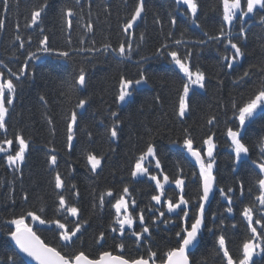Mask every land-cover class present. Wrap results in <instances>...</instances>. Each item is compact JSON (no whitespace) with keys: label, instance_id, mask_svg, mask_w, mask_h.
Masks as SVG:
<instances>
[{"label":"trees","instance_id":"16d2710c","mask_svg":"<svg viewBox=\"0 0 264 264\" xmlns=\"http://www.w3.org/2000/svg\"><path fill=\"white\" fill-rule=\"evenodd\" d=\"M42 2L10 0L6 26L0 30V61H3L0 72L20 85L5 118L6 131L0 129V142L13 140L11 146L3 145L7 153L0 152V264H5L6 257L16 253L10 237L6 235L12 227L7 221L27 211H35L45 220L58 219L69 229L75 226L77 219L87 221L78 237L74 238L75 243L63 248L55 224H36L26 217V223L42 240L63 252L82 250L90 258H96L102 251H111L131 259L147 258L151 249L157 253L155 262L161 263L166 251L177 246L180 237L176 233L185 227L190 228L202 194L199 167L194 166L184 153L185 135L193 139L197 150L205 152L203 140L209 135L215 144V190L205 211L199 241L189 253L191 264H224L222 253L216 252V238L221 234L225 235L234 258L242 254V244L251 235L247 221L241 215L244 206L255 203L257 211L254 216L264 215L254 200L259 193L256 181L260 173L257 165L252 163L264 159L259 145L260 138L264 137V109L257 110L243 127L236 118L238 107L253 96L264 81L261 68L264 62V25L260 23L264 10L257 9L245 15L243 20L237 15L233 21L232 37L245 55L229 68L223 58L231 57L234 50L223 38L221 41H209L203 34L207 31L209 35H216L221 27L228 30L229 26L222 21L221 0H197L199 28L191 22L193 18L186 10V15L178 11L176 0H144L145 11L131 29L133 51L130 58L120 57L111 49L96 53L78 49L100 48L104 43L113 47H118L121 42L126 44L129 36L121 25L130 18L137 0H81L79 5L75 0H48L41 22L31 28L26 27L31 10ZM244 3L246 0H242ZM64 5L73 7L77 13L72 17L71 44L67 41L69 32L61 20L60 9ZM0 14H4L2 6ZM173 18L176 19L175 25L171 23ZM89 19L95 25L93 32H86L83 27ZM157 19L160 23L156 22ZM241 27L245 29V37L239 35ZM169 32L171 37H168ZM141 33L145 37L143 41L140 40ZM15 35L21 36L23 48L19 47L20 41L14 39ZM45 35L49 37L48 47L53 49L50 53L38 50L42 47L39 41ZM81 36L83 45L80 44ZM176 39L183 42L179 45L170 43ZM197 40H205V44L194 43ZM163 43H169L168 51L176 50L181 57L191 49L190 68L193 71L198 68L206 76L204 88L193 86L190 89L189 109L184 118L176 113L185 78L170 56L156 54V48ZM58 51H68L69 57H59ZM29 52H33L36 59H28L26 74L16 81L10 76L9 69L19 72ZM249 65L256 67L249 68ZM81 67L86 71V85L70 91L69 86ZM141 68L146 70L147 84L134 86L132 95L120 104L115 99L120 75L135 80ZM245 69L249 70L250 76L237 80ZM41 96L44 100L40 99ZM79 99H86L84 108H76ZM233 103L237 108H233ZM72 110L77 112V124L69 148L67 117ZM112 112H116L117 117H113ZM210 117H215L212 124L208 123ZM49 118L53 121L51 125L48 124ZM117 118L120 121L118 135L113 138L109 130ZM230 127L241 133L242 142L249 148L239 161L227 136ZM185 129H188L187 133ZM17 132L29 145L20 165L21 171H15L6 161V154H14L18 150L14 139ZM149 142L154 147L155 159L147 166V175L135 178L131 171ZM88 153L101 158V165L95 172L91 171L87 161ZM51 155L57 156L55 166L48 163ZM204 159L207 161L205 155ZM156 160H159L160 168L156 167ZM57 172L65 181L63 189L55 188ZM151 175H156L162 183L165 175L169 177L159 204L151 199L159 194ZM178 177L185 181L183 195L189 201V217L184 219L179 208L167 211L166 201L171 199L175 202L181 194L174 184ZM125 186L129 189L125 200L134 224L131 229L125 227L126 231L121 235L119 230L112 231V227L119 228L115 224L113 205L123 194ZM220 188L225 192L232 188V193L228 194L232 196V212L226 210L229 202L221 196ZM108 190L112 191V196L106 195ZM102 194L103 206L100 204ZM59 195L65 196L69 206L78 207L79 217H72L63 210L57 212ZM161 212L165 215L161 216ZM141 213L150 232L144 234V240L137 242L131 233L142 231L138 218ZM255 226L258 231L262 230L260 225ZM101 232L105 234L104 239L97 243ZM119 243L124 244L122 250L116 247ZM19 264H26L20 256ZM251 264H264V252L256 255Z\"/></svg>","mask_w":264,"mask_h":264},{"label":"snow or ice","instance_id":"6c2138e0","mask_svg":"<svg viewBox=\"0 0 264 264\" xmlns=\"http://www.w3.org/2000/svg\"><path fill=\"white\" fill-rule=\"evenodd\" d=\"M81 0H75V3L79 5ZM177 4H183L187 6V12L191 14L192 23L196 25V27H201L200 24L197 23L198 19V2L197 0H176ZM222 5V21L224 25L229 26V29L225 31L224 27H221L216 35H209L207 31L203 34L207 37L209 41H223L230 45L231 49L234 50V53L231 57H224L226 60L227 66L231 68L233 63L239 59L240 57L245 55L244 50L234 42V37H232L231 33V25L234 19L239 18L241 20L244 19L245 15L254 13L257 9L264 10V0H246V3L242 4V0H221ZM0 6H2V10L4 14H0V30H3L6 26L7 13L10 11V0H0ZM48 7V0H43L38 6L34 7L30 12V17L26 21V27L31 28L34 25H38L41 22L42 16L45 13V10ZM145 11V3L144 0H137L134 9L130 13V18H128L122 25L123 32L127 33L129 39L125 42H121L118 47H113L109 43H104L100 48L96 47H81L78 49L80 52H89L96 53L100 51L108 52L109 49L112 52L118 54L120 57L130 58L132 54V33L131 29L134 27L135 22L141 17L142 13ZM61 20L64 23L65 30L69 32L67 41L69 44L72 43L71 40V29L73 27L72 17L76 16L73 7L64 5L60 9ZM81 19L83 17L81 16ZM157 23H160L159 19L156 20ZM172 25L176 24V19L173 18L171 21ZM260 23L264 25V15L260 16ZM84 30L86 32H93L95 25L89 19L86 24L83 25ZM19 25H17V29ZM183 35V33H181ZM240 37H245V29L243 27L240 28L239 31ZM172 33H168V37H171ZM144 34H140V40H144ZM14 39L16 41H20V48L24 47V41L22 40L20 35H15ZM31 40V37L28 38ZM48 36H43L40 39L39 44L42 46L39 51H43L45 53H50L53 51L50 47H48ZM183 41L180 39L172 40L170 43L179 45ZM95 42L93 41V44ZM194 43L203 45L205 44V40H197ZM80 44H84V38L81 36ZM170 47L169 43H163L160 47L156 48L155 52L159 55H167L171 57V61L174 62L176 66H178L179 71L183 73L185 78V82L183 84L182 91L179 94V106L177 110V115L180 118H184L186 112L189 109V92L193 86H199L200 88L205 87L206 76L203 71H200L198 68L193 71L189 66V59L192 55V50L189 49L187 54L181 57L178 55L176 50L168 51ZM57 55L59 57L67 58L69 57L68 51H58ZM36 59V56L33 52H29L28 56L25 58V64L19 69V72H14L9 69V74L11 77H15L16 81L20 80V77L26 74L27 62L28 59ZM144 58L141 57V60ZM0 64H3V61H0ZM7 67V65H5ZM256 67V65H249V68ZM262 70H264V62L261 65ZM250 72L248 69H245L241 76L237 77V80H244L245 77H249ZM148 77L146 74V70L141 68L138 72V79H129L123 74L119 77V92L116 96L117 102H124L128 97L132 95L134 86L147 84ZM86 85V71L83 67L78 70V75L76 76L73 84L69 86V90H74L77 86L83 87ZM20 85L17 82H14L11 78H6L3 72H0V129L6 131V116L9 114V106H12L14 103V97L17 93V89ZM63 95V93H62ZM41 100H44V97H40ZM159 100V97L156 98ZM87 101L86 99H79L76 104V108H84ZM233 108H237V105L233 103ZM257 109H264V81L261 82L259 89L255 92L253 96H251L246 102L243 103L242 106L238 107V115L237 119L239 121V125L243 127L248 118L252 117L253 114L257 111ZM111 115L113 117H117L116 112H112ZM215 117H210L208 119V123L212 124ZM53 123L52 119H48V124L51 125ZM120 121L117 118L113 122V126L110 128V135L113 138H116L118 135L117 126ZM77 124V112L72 110L70 115L67 117V141L68 147L72 146L73 141V132L74 126ZM54 131V129H53ZM188 129H185V133H187ZM227 136L231 140V147L233 148V152L235 154V158L237 161L241 159L242 154H247L249 152V148L245 143L242 142L241 133L238 130H233L231 127L227 130ZM15 141L18 143V150L15 151L14 154H6V161L9 167H12L15 171H21L20 165L25 160V153L28 149V141L17 132L15 135ZM13 144V140L5 139L0 142V152L7 153L8 150L3 145L11 146ZM203 144L206 145V152L204 150H197L194 148V141L188 135H185L183 140V145L187 149V151L191 154L192 157L195 158L196 164L199 166V181L201 185L202 194L199 196V207L196 211L195 217L191 223L190 228L185 227L181 231L176 233L177 237H180L178 244L176 247L169 248L164 254V258L161 260V264H190L188 249L190 246H193L195 242H197L198 233L200 231L202 223L205 220V202L209 199V194L212 192L215 185V176L213 174L214 167V157L213 150L215 148V144L213 143V137L211 135L207 136L203 140ZM259 145L262 150V154H264V137L260 138ZM55 151V149H52ZM207 156V161L204 159V155ZM155 150L151 142L148 143L146 151L142 152L139 158H137L136 163L131 171V175L136 177L138 175H147L149 173V169L144 165V161L151 157L155 159ZM87 161L91 165V171L95 172L101 165V158L98 156L88 153ZM48 163L50 165L55 166L57 164V156L51 155L48 159ZM253 164H256L259 168L260 178L256 181L259 186V193L255 196V202H258L260 206L259 211L264 213V159L261 162L257 163V161H252ZM156 167L160 168L159 160H156ZM195 175V174H194ZM150 179L155 181L156 189L159 194L153 195L151 199L156 201L158 204L161 203V197L164 195V185L169 182V177L167 175L164 176L162 183L156 175H151ZM55 188L63 189L65 187V181L62 179L59 172L56 173L55 177ZM175 187L180 190V196L178 200L172 202L171 199L166 201L167 211L173 212L176 209H181L183 211L184 218L189 217L188 211V203L184 198L183 191L185 181L182 178H176L174 180ZM221 196H225L229 202V207L226 209L228 212H232V196L228 195L232 193V188H228L227 192H225L224 188H220ZM129 193V189L127 186L123 189V194L116 199L113 207L116 210L115 224L119 226L112 227V231L115 232L119 230L120 234L123 235L126 231L125 226L128 229H131L134 224V217L128 212V203L125 200V196ZM241 194H243V188H241ZM78 195V193H76ZM106 195L112 196L113 193L111 190L106 192ZM24 199H27V195H25ZM58 206L57 212L63 210L70 214L72 217H79V209L76 206H69L68 202L65 199L64 195L58 196ZM134 203V201H133ZM100 204L103 206L104 204V194L100 196ZM183 206V207H182ZM123 210V214L122 213ZM41 212L43 209L40 210ZM257 211L256 204L252 203L249 205H245L241 215L247 221V229L251 233L250 237L245 239L241 252L242 254L238 255L236 258L230 254V250L227 246V241L225 235L221 234L216 238V245L218 246L216 252L222 253V260L224 264H251L253 261V256L259 255L261 252H264V215L260 217H255L254 213ZM161 216H164L165 213L161 212ZM215 215V213H213ZM26 217L30 218L33 222H38L39 224H55L57 229L59 230V241L63 242L62 247L68 248L75 243L74 238L78 237V233L80 232L83 224L87 223L86 220L77 219L75 222V226L69 229L65 223H61L60 220H45L42 219L40 215H38L35 211H27L17 217H13L11 220L7 221V224L12 226L10 230L6 233L7 236L11 238V241L14 242L15 247L19 250V253H13V255H9L6 257L5 264H19V254L22 253L27 257L31 258V261H35L36 264H156L155 257L157 253L148 250L147 258L144 256H140L137 258H125L123 255H114L111 251H102L99 253L98 257L90 258L84 251H74V252H63L62 250H58L57 247L50 246L48 243L43 241L37 232L33 229V227L26 223ZM139 222L143 226L142 231L136 232L133 231L131 234L135 237L137 242H140L145 239L144 234L150 232L148 226L145 225L144 215L139 214ZM168 221H165L167 223ZM223 224V221H221ZM255 225H260L261 231L257 230ZM104 232L99 234L97 239V243L104 239ZM118 249H123L124 244L119 243L116 245ZM31 261L27 262V264H31Z\"/></svg>","mask_w":264,"mask_h":264},{"label":"water","instance_id":"95a60500","mask_svg":"<svg viewBox=\"0 0 264 264\" xmlns=\"http://www.w3.org/2000/svg\"><path fill=\"white\" fill-rule=\"evenodd\" d=\"M81 88H82V87H81ZM184 151H185V155H186L187 159H188V160H189L194 166H197V167H198V165H197L196 162H195V158L191 156V154L187 151L186 148H185ZM213 194H214V188H213L212 192L209 194V199H208V201L205 202V211H206V209H207V207H208L209 202L211 201V199H212V197H213ZM202 226H203V223H202L201 228H200V231H199V233H198L197 242H195L193 246H190V247H189V249H188V253H190V252L194 249V247L197 245L198 240H199V235H200V233H201ZM11 243H12V245H13L15 251H16L17 253H19V250L15 247L14 242L11 241ZM114 255H117V254H114ZM19 256H20V257H21L26 263L29 262V261H31V258L27 257L26 255H24V254H22V253H20ZM189 260H190V259H189ZM31 264H36V262H35V261H31ZM156 264H161V263H156ZM190 264H191V261H190Z\"/></svg>","mask_w":264,"mask_h":264},{"label":"rangeland","instance_id":"374dc122","mask_svg":"<svg viewBox=\"0 0 264 264\" xmlns=\"http://www.w3.org/2000/svg\"><path fill=\"white\" fill-rule=\"evenodd\" d=\"M178 5V11L181 13V14H184V15H186V11H187V6L186 5H183V4H177ZM186 10V11H185ZM190 16H191V14L190 13H188ZM199 87V86H198ZM129 98V97H128ZM125 102V101H124ZM124 102H120V104H123ZM257 110H259V109H257ZM249 119V118H248ZM247 119V120H248ZM247 120H246V122H247ZM245 122V123H246ZM205 152H206V149H205ZM206 156V155H205ZM207 157V156H206ZM213 157H214V150H213ZM151 159H153V158H151V157H149V158H147L143 163H145V162H149ZM208 159V158H207ZM140 176H142V175H138V176H136L135 178H138V177H140ZM123 211V210H122ZM125 227H127V226H125ZM256 255L254 254V256H253V258L255 257ZM252 263V262H251Z\"/></svg>","mask_w":264,"mask_h":264},{"label":"bare ground","instance_id":"6f19581e","mask_svg":"<svg viewBox=\"0 0 264 264\" xmlns=\"http://www.w3.org/2000/svg\"><path fill=\"white\" fill-rule=\"evenodd\" d=\"M235 20V19H234ZM244 24V23H243ZM227 29H229V27H227ZM200 88V87H199ZM185 153V152H184ZM186 156V155H185ZM187 158V157H186ZM152 164V160H150L149 162H145L144 163V165L147 167V166H149V165H151ZM215 190V189H214ZM214 195V194H213ZM36 224H37V222H35ZM44 241V240H43ZM47 243V242H46ZM49 244V243H48ZM50 245V244H49ZM50 246H52V245H50ZM25 262V261H24ZM26 263V262H25ZM27 264V263H26Z\"/></svg>","mask_w":264,"mask_h":264}]
</instances>
